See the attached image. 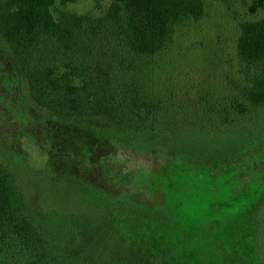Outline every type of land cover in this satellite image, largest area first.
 <instances>
[{
  "label": "trees",
  "instance_id": "16d2710c",
  "mask_svg": "<svg viewBox=\"0 0 264 264\" xmlns=\"http://www.w3.org/2000/svg\"><path fill=\"white\" fill-rule=\"evenodd\" d=\"M56 1L0 0V264H128L119 220L162 226L167 262L264 264V18L240 22L237 95L178 120L136 77L204 0Z\"/></svg>",
  "mask_w": 264,
  "mask_h": 264
},
{
  "label": "rangeland",
  "instance_id": "374dc122",
  "mask_svg": "<svg viewBox=\"0 0 264 264\" xmlns=\"http://www.w3.org/2000/svg\"><path fill=\"white\" fill-rule=\"evenodd\" d=\"M204 1L207 16L180 27L172 52L163 57L152 71L136 77L151 95L162 101L163 113L170 116L178 113L179 116H175L178 120L183 117L193 119L206 107L237 95L239 91L233 88L232 81L243 82L236 52L240 22L264 18V10L254 16L249 13L248 5L252 0ZM110 4L111 0H78L62 6L57 0L53 11L56 17L63 12L99 17L107 12ZM123 157L127 170L150 167L154 163L149 155L142 153L125 152ZM112 225L122 228L128 239L124 248V253L128 251V264H179L171 263L173 259L167 262L164 257L165 252L173 251L167 242L179 243L176 239L161 232L150 236L157 230L163 231L162 226L155 230L131 220H119ZM150 243V251L156 253L152 255L155 259L152 263L146 260Z\"/></svg>",
  "mask_w": 264,
  "mask_h": 264
}]
</instances>
